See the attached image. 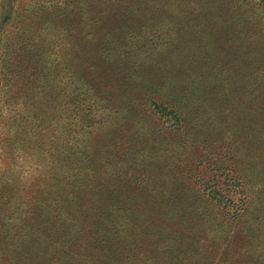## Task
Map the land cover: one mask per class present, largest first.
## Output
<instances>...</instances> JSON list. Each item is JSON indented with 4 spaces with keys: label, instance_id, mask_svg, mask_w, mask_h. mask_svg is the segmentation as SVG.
Listing matches in <instances>:
<instances>
[{
    "label": "rangeland",
    "instance_id": "1",
    "mask_svg": "<svg viewBox=\"0 0 264 264\" xmlns=\"http://www.w3.org/2000/svg\"><path fill=\"white\" fill-rule=\"evenodd\" d=\"M63 1L75 7L78 13L73 17L75 20L82 18L84 11L95 9L97 5V0H0V111L4 107L9 110L4 113L5 118H2L0 114V232L15 230L18 225L21 237L24 238L23 246L19 248H23L24 253L30 248L32 241L27 238L29 235L28 231L26 232L27 229H21V225L27 224L26 216L24 215L25 221L19 223L20 216L9 215H12L14 207L19 203L23 209L34 206H28V202L35 192L33 187L39 183L38 176H40L38 185L40 188L44 186L42 190H47L46 185L48 189L55 188L56 183L53 180L54 176L50 177V170L59 165L62 167L67 161L62 157L61 162L56 160V164L49 163L48 146L43 143L40 136L43 133V127L46 126L43 113H40L34 122L27 119L23 124H19L17 110L24 109V103L18 106L17 103L27 95L25 92L28 86L14 83L17 78L11 74L12 72L19 74L20 69L27 66L29 57L25 55L28 48L41 44L42 48L31 62L34 68H40L37 74L49 71L50 74L46 76L48 82L43 80L36 84L35 88L43 86L48 95L53 91L55 79L52 74L61 73L62 71L59 70L62 67L60 58L56 62L54 56H49V61L43 63L42 66H46V70L40 65L42 55H45V45L50 43L48 54L58 53L61 57V50L70 48L75 43L74 39H68L62 32L61 37L55 33L57 28L62 29L59 22L60 15L65 12L62 9L66 7ZM205 1L198 8L206 17L200 16L198 20L192 21L200 27L194 29L190 43L187 42L189 44L180 42L174 47L166 46V48L161 44L158 51H155L151 58H147L146 63L152 65L160 60L162 65H167L165 70L147 68L146 63L131 58L129 45L125 46L124 42H120V47L123 46L122 51L125 55L117 58L111 45H105L102 39L93 38L98 33H92L85 39L86 42H91V46L99 43L98 46L112 50L110 56L105 57L106 60L113 59L112 61L103 64L94 74L88 73L98 79V81L91 79L88 92H100L99 98L104 100V106L109 105L110 112L104 123L95 125L98 130L94 134L83 137L86 149L80 148L78 152H83L88 163L92 164L96 159L90 156L91 148H94L93 153L100 151V155L105 153L102 162L107 169L110 167L112 155L116 154V157L112 159L111 165H117L114 161L122 152L134 149L137 153L144 155L146 163L142 171L145 170V175L152 179L161 175L160 178L168 181L166 185L171 186L172 189L178 187L175 180L187 186L188 178L184 170L189 165L182 166L185 159L189 158L187 162H191L194 171L191 173L192 178L188 181V186L191 184L193 189L202 196L203 194L206 196L205 200L202 197L197 199V195L175 200L173 203L182 205L174 213L175 220H170V215L165 216V212H162V217L158 216L156 210L154 213L143 210L142 214L128 212L123 216L120 215L119 219L125 221L126 227L110 236L114 238V245L119 240L121 242L115 247H127L133 253L131 257L126 255L125 260L115 258L105 251L93 249L91 234L89 243L83 239L78 240L76 249L80 250L83 256L92 255L91 259L96 260L95 264H264V122L258 120L246 122L245 117L239 121V117L233 114L236 107L230 101L227 108L221 106L216 110H208L207 114H203V120L201 116L197 117L196 113L191 115L185 113L186 119L182 128L174 132L167 130L168 127L162 130L154 129L153 123L145 114L142 112L139 114L134 110L136 105L141 106L140 100L143 99V94H149L142 89L147 80L164 94L171 95L172 91H177L171 82L175 83L179 78L171 72L173 67L178 65L197 74L207 75L205 73H209V69L215 65L219 68V65L234 63L248 76L246 79L255 74L261 75L264 79V0H242L239 4L240 12L231 19L225 15L223 4L215 5L212 10L216 14L215 17L220 19H212L210 23L212 28L208 29L211 37L202 31L205 29L201 26L206 23L208 17H211L209 15V10L212 8L211 0ZM58 7L62 8L59 17L49 16L51 19L45 22L46 18H49L48 14ZM183 7L182 4L179 9ZM106 11H109V7ZM173 14L182 16L178 10H175ZM220 21H225L230 31H238L241 26L245 30L241 39L246 44L243 46L244 55L237 53L235 43L231 47L224 42L225 36L219 30ZM174 28L178 26L174 25ZM109 29L111 28L99 20L96 30L100 36L107 33ZM52 32L56 36L52 37ZM173 32L176 34L175 31ZM231 39L240 40L237 35ZM82 42L76 40L75 44L81 45ZM56 44H63L64 48H57ZM189 46L192 51L196 46L199 48L197 52L195 51L198 59L194 62L183 58ZM80 48L84 50L83 47ZM162 55L167 57L162 60ZM120 58L123 59L118 63ZM124 65L134 70L129 74L130 78L126 75L127 69L121 67ZM169 73L171 76L168 75ZM8 81H11L9 85L13 87L10 89L15 93L11 105L2 103L5 99L13 97L9 87L3 85ZM262 86L264 90V81ZM95 89L97 90L94 91ZM235 89L239 88H231L232 91ZM30 96L33 97V93ZM53 98L56 103L60 102L59 96ZM31 102H35V99L32 98ZM184 102L190 103L187 99ZM13 108L17 110L13 111ZM68 114L67 110V113L62 115L64 119L58 123V126L62 127V124L67 122ZM4 122L6 127L3 125ZM76 122L77 129L80 130L84 123L77 119ZM31 127L33 129L29 130ZM67 129L69 128L59 127L55 135L58 138L61 136L60 139L65 141ZM18 131H22L23 140L28 143L32 139H28L24 134L28 131L35 133L39 140L38 147L31 144L32 142L31 145L22 144L23 148H18L19 150H16V146L7 145L11 142V136ZM255 136L261 137L262 140ZM55 143L60 146L61 141L56 140ZM62 148H66L67 154L73 151L68 147ZM106 148L107 152H105ZM97 155L96 158L101 157ZM230 170L239 174L243 182L237 181ZM216 185L222 189L221 194L233 192L231 197L227 198L231 201V204L226 203L227 207H224L225 203L219 201L216 203L210 198L212 195H208V191L211 192L210 190L217 188ZM110 192L111 189L106 190L105 195L109 196ZM157 192L159 191L154 193L155 200L159 198ZM17 194L22 195L15 198ZM150 199L147 197L141 200L130 196L128 208H134ZM180 212L184 214V217L179 215ZM69 221L78 226L77 231L82 230L81 223L75 216L69 215ZM157 229L159 231H155ZM169 231L174 234L179 233L182 237L167 236L165 232ZM54 233L57 240L54 246L55 258L51 264H67L64 251L67 247L66 242L71 240L65 238L67 235L62 237L59 227L54 229ZM71 234H73L72 229ZM97 238L104 240L99 236ZM104 238L107 240L106 236ZM110 245L111 242H107V247ZM27 258V254H24L23 260L25 259L26 264ZM19 260L21 261L20 256ZM0 264H4L2 257H0ZM75 264L88 263L79 260Z\"/></svg>",
    "mask_w": 264,
    "mask_h": 264
},
{
    "label": "trees",
    "instance_id": "2",
    "mask_svg": "<svg viewBox=\"0 0 264 264\" xmlns=\"http://www.w3.org/2000/svg\"><path fill=\"white\" fill-rule=\"evenodd\" d=\"M205 2V0H97L95 9L84 11L82 18L79 17L75 20L73 17L78 14L75 7L63 1V5H66V7H63L65 9L58 7L48 14V17L52 15L59 17L61 9L65 11L60 15L59 24L62 31L57 28L55 33L59 35L58 37H61L60 33L62 32L68 39H74L73 42L75 43L76 40L83 42L81 45L80 43H74L70 48L66 47L65 50H61V57L58 53L51 52L48 54L50 43L45 45V55H42L40 65L42 66L43 63L49 61V56H54L56 62L60 58L59 62L62 67L59 70L62 71L61 73L52 74L55 79V86L49 95L43 86L35 88V85L43 82V80L48 82L46 76H49L50 71L37 74L40 68H34V64L31 62L39 53L42 45L38 46L36 44L29 47L25 55L29 57L27 66L20 69L19 74H13V72L11 74L17 78L14 83L28 86L27 92H25L27 95L17 103V106L24 103V109L17 110L13 108V111L17 110L18 112L19 124H23L27 119L34 122L40 113L44 114L46 126L43 127V133L40 136L43 143L48 146L49 163L56 164V160L61 162V158L64 157L67 161L65 163L66 168H64L65 165L62 167L59 165V167L54 168L56 171L54 169L50 170V177L54 176L53 180L56 183L55 188L48 189L46 185L47 190H42L41 188H44V186L40 188L38 185L40 183V176H38L39 183L33 187L35 192L28 202V206L34 205L32 208L23 209L20 203L14 207L12 215L9 216H20L19 223L24 222V215L26 216L27 224L21 225V229H27L26 232L29 233L27 238L32 241L30 242V248L24 253L23 248H19L23 246L22 240L24 238L21 237V230L17 227L18 225L15 230L0 232V257H2L4 264H26L25 259L23 260L24 254L28 256L27 264H51L55 258L54 246L57 237L54 229L56 227L60 228L62 237L67 235L65 238L71 240V242H66L67 247L64 251L67 264H75L79 260L80 262L87 261L88 264L96 263V260L91 259L92 255L83 256L81 251L76 249L78 240L83 239L89 243L90 234L92 235L91 246L93 249L105 251L115 256V258L125 260L126 255L131 257L133 253L127 247H115L116 244L121 242L119 240L114 245V238L112 239L110 236L126 227L125 221L119 219L120 215L123 216L128 212L142 214L143 210L154 213L156 210L158 216L162 217V212H165V216L170 215V220H175L174 213L178 211V207H182L181 204L173 203L175 200L179 198L187 199L194 195H197V199L202 197L205 200L206 196L204 194L202 196L196 189L191 187V184L188 186V181L192 178L191 173L194 171L191 162H187L189 158L185 159L184 166H182L189 165L184 170L187 174L186 178H188L186 180L187 186L175 180L178 187L172 189L171 186L166 185L168 181L160 178L161 175H158L156 179L145 175V170L142 171L146 163L143 158L144 155L137 153L134 149L122 152L114 161L117 165H111L112 159L116 157V154L112 155L110 167L107 169L103 165L104 162H102L105 153H101V155V151L93 153L94 148H91L90 156L96 159L92 164L88 163L89 161L86 160L83 152H78L80 148L84 147L83 137L94 134L98 130L95 125L104 123L110 112L109 105L107 104L108 107L107 105L104 106V100L99 98L100 92H88L91 79L98 81L97 78L88 73L94 74L97 69H101L103 64L112 61L113 59H105V57L110 56L112 50H106L105 47L98 46L99 43L91 46V42L85 41L86 37L92 33H98L93 38L102 39L105 45H111L117 58L125 55V52L122 51L123 46L120 47V42H124L125 46L129 45L131 58L146 63L147 58H151L153 53L158 51L161 44L166 48V46L174 47L180 42L190 43L194 35V29L200 27L192 21L198 20L200 16L206 17L198 8L200 4ZM240 3H242V0H211L212 8L209 10L211 17H208L207 21L204 20L206 23L201 26L205 30L202 31L211 37L208 31L209 28H212L210 23L214 18L220 19V17H215L216 14L212 10L215 5L223 4L225 15L231 19L240 12ZM182 4L184 7L179 9ZM108 7L109 11H106ZM175 10H178L182 16H175L173 14ZM50 19L51 17L46 18L45 22ZM99 20L111 28L102 36L96 30ZM174 25L178 28H174ZM219 30L225 36L224 42L231 47L235 43L237 53L244 55L245 48L243 46L246 44L241 40L245 31L242 26L238 31H230L226 22L220 21ZM52 33L54 34V32ZM53 34L52 37L56 36V34ZM234 35H237L240 40L231 39ZM51 45L54 44L51 43ZM52 47L54 50V46ZM56 47H62L63 49L64 45L56 44ZM80 47H83L84 50H81ZM194 49L192 51L191 46H189L183 58L190 62L196 61L198 56L195 53L199 48L196 46ZM166 57L167 55L161 56L162 60ZM122 59L120 58L118 63ZM159 61L153 65L146 63L145 66L165 70L167 65H162ZM42 67L45 70L47 69L46 66ZM121 67L127 69L126 75L130 78L129 74L133 73L134 70L125 65ZM171 73H175L179 78L177 82H171L174 85L173 88L177 89L176 92L172 91L171 95L164 94L147 80L144 82L142 89L149 92V94L144 93L143 99L140 100L142 101L141 106L136 105L134 109L139 114L141 112L145 114L153 123L152 127L154 129L162 130L168 127L167 130L178 131L182 128V124L186 119L184 117L185 113L189 115L196 113L198 114L197 117L201 116L200 118L203 120V114H207L209 111L216 110L221 106L227 108L230 101L236 107L233 114L239 117V121L245 117L246 122L250 120L264 122V90H262L264 79L261 75L255 74L246 79L248 76L234 63L219 65V68L215 65L209 69V73H205L207 75L197 74L180 67V65L173 67ZM171 73L168 75L171 76ZM124 78L127 77L124 76ZM10 82L3 83V85L10 89L13 87V85H9ZM232 87L240 90L235 89L232 91ZM31 93H33V97L30 96ZM10 94H13V97L5 99L2 102L3 104H12L11 101H14L15 94L12 89H10ZM56 95L59 96L60 102L58 103L53 98L57 97ZM32 98L35 99V102H31ZM178 98H180L179 101ZM186 99L190 102L189 104L184 102ZM188 106L189 108L186 109ZM67 110L69 111L67 122L62 124V127L61 125L58 126V123L64 119L62 115L67 113ZM8 111L6 107L0 111L2 118H5L4 113ZM76 119L84 123L80 130L77 129ZM3 125L6 127L5 122ZM59 127L69 128L66 131L65 141L60 139L61 136L58 138L55 135V131ZM32 129V127L29 128V130ZM24 135L32 140L29 143L26 140L24 141L22 131H18L17 134L11 136V142L7 145L16 146V150H19L18 148H23L24 144L32 142L31 144L38 147L39 140L36 138L35 133L28 131ZM257 139L262 140L261 137ZM56 140L61 141V148L55 143ZM62 147H68L73 151L67 154L66 148ZM84 148L86 149V146ZM59 149H61V152H59ZM75 149L76 152H74ZM105 152H107V148ZM97 154L101 157L96 158ZM230 173L234 175L237 181L243 182V178L234 170H230ZM216 186V189L210 190L211 192L208 191V195H212L210 198L216 203H225L223 205L227 207L226 203L231 204V201L227 198H230L233 192L231 194L230 192L221 194L222 189L218 185ZM109 189H111V192L109 196H106L105 192ZM156 191H159L157 192L159 194L157 200H155L156 196L154 195ZM19 195L22 194H17L15 198ZM130 196L141 200L150 197L153 202L150 199L134 206V208H128ZM186 207L189 208V205L186 204ZM180 213L179 215L184 217V214ZM69 215L77 218L81 223L82 230L77 231L78 226L69 221ZM71 229L73 234H71ZM165 233L168 234L167 236L182 237L179 233L174 234L170 231ZM97 236L104 240H98ZM104 236L107 237V240ZM107 242H111L109 247H107Z\"/></svg>",
    "mask_w": 264,
    "mask_h": 264
}]
</instances>
